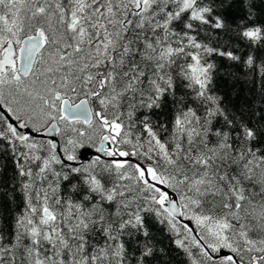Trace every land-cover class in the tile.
I'll return each instance as SVG.
<instances>
[{"label":"snow or ice","instance_id":"obj_1","mask_svg":"<svg viewBox=\"0 0 264 264\" xmlns=\"http://www.w3.org/2000/svg\"><path fill=\"white\" fill-rule=\"evenodd\" d=\"M261 5L0 0V264H264Z\"/></svg>","mask_w":264,"mask_h":264},{"label":"trees","instance_id":"obj_2","mask_svg":"<svg viewBox=\"0 0 264 264\" xmlns=\"http://www.w3.org/2000/svg\"><path fill=\"white\" fill-rule=\"evenodd\" d=\"M255 3L259 5L260 0H254ZM261 7H264V5H261ZM238 9L236 7H233V12H237ZM226 83V82H225ZM243 90V86H240ZM228 88L224 89L225 94L228 93ZM152 235L155 238L156 242L161 247H165L169 251V256L172 260V264H184V260L182 255L178 252V250L170 244V240L168 235L164 232V229L160 225H154L152 228Z\"/></svg>","mask_w":264,"mask_h":264},{"label":"water","instance_id":"obj_3","mask_svg":"<svg viewBox=\"0 0 264 264\" xmlns=\"http://www.w3.org/2000/svg\"><path fill=\"white\" fill-rule=\"evenodd\" d=\"M47 138H53V137H47ZM55 139H57V141H59V137H55ZM85 151H88V150H85ZM92 154H93L92 152H89L88 157H85V159L90 158Z\"/></svg>","mask_w":264,"mask_h":264}]
</instances>
